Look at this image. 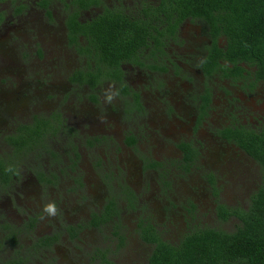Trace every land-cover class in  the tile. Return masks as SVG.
<instances>
[{
	"label": "rangeland",
	"instance_id": "374dc122",
	"mask_svg": "<svg viewBox=\"0 0 264 264\" xmlns=\"http://www.w3.org/2000/svg\"><path fill=\"white\" fill-rule=\"evenodd\" d=\"M19 4L25 5L26 9L17 15L14 9ZM32 4L33 0H7L0 4V153L10 150L5 145V138L16 125H33V118H55L61 110L62 96L75 88L69 86L68 75L77 67L78 61L74 51L64 42L60 26L63 14L57 11L55 18L48 20L41 11L34 10L36 7ZM211 82L214 84L215 80ZM218 85L223 91L211 95L206 117L198 123L194 117L202 118L203 115L197 110L195 87L186 76L167 78L159 94L145 89L148 92L144 96L145 110L138 121V125L142 124L138 130L143 132L136 144L127 145L122 135L117 141L112 140L113 150L120 153V160L116 159L112 165L119 175V186L134 195L137 207L125 214L127 221L124 219L98 230L90 228L84 218L77 217L78 231H91L90 237L85 236L87 242L94 243L93 238L100 241L97 234L100 233L104 243L113 249L117 241L110 239L108 233L111 229H119L132 236L124 247L114 248L112 253L122 252L124 264H146V255L151 253L152 247L148 248L140 237H135L139 221L145 220L163 241L172 245L179 243L187 229L214 227L232 233L240 226L236 218L219 222L215 207L222 203L227 208L246 211L250 198L261 184V170L235 144L219 138L217 130L229 121V115L251 128L261 126L264 82L255 90L229 81L218 82ZM122 101L117 98L114 103L121 108ZM62 107L66 114L73 108L74 118L84 121L91 134L96 129L98 132L105 122L124 125V122L136 121L135 118L128 119L133 115L121 117L118 108L81 98L74 107L65 104ZM184 143L194 145L196 152L191 163L185 161L184 153L179 149ZM54 145L55 148L47 146L35 150L38 166L33 167L40 169L48 161L41 160L44 153L51 150L67 153L82 150V146L71 149L70 143L60 139L55 140ZM153 163L158 166L151 169ZM31 172H35L34 168ZM25 181L17 193L19 197H15L13 190L9 198L0 193V235L5 233L2 228L5 225L13 230L21 225L25 227L30 219H35V225L31 231H22L17 246L1 244L0 264L17 259L18 264H75V253L80 249L78 240H59L48 250L40 243L36 245V240L46 238L50 226L54 234L64 232V226L74 223V215L84 212L78 213L76 204L69 200L66 210L70 213L62 218L64 222H59L58 218L57 223L46 216L41 219L42 208H38L33 200L41 198L43 202L49 194L47 187L31 178ZM95 185V182L88 183L86 190L79 193V196H88L89 204L101 203L105 193ZM114 191L110 190L109 194ZM55 194L61 195V192L55 191ZM4 222L10 224L3 225Z\"/></svg>",
	"mask_w": 264,
	"mask_h": 264
},
{
	"label": "flooded vegetation",
	"instance_id": "af4514ba",
	"mask_svg": "<svg viewBox=\"0 0 264 264\" xmlns=\"http://www.w3.org/2000/svg\"><path fill=\"white\" fill-rule=\"evenodd\" d=\"M6 1L1 0L0 4ZM45 1L47 5L44 8L40 5L42 0H33L32 5L36 7L34 10L41 11L48 20H53L57 11L63 14L60 26L63 31L64 42L68 48L74 51V56L78 61L77 67L71 70L68 75L69 86H75V88L62 96V104L59 105L61 110H58L59 113L55 118L50 117V119L45 120L33 118L45 121V125L42 126L44 132L40 138L30 140L29 134L25 131L20 132L21 127H29L30 124L16 125L13 131L8 133L9 135L5 138V145L10 150L0 153V193L9 198L11 190H13L15 197H19L17 193L21 191L26 182L25 180L28 178L45 184L49 192L47 198L43 202L41 198L33 200V203L38 208H43L48 202L55 201L60 209V214L51 217L53 220L57 222L59 218V222H64L62 218L65 219L70 213L66 210L69 200L76 204L78 213H84L74 215L72 225H75V227H72V225L64 226V232L54 234L53 228L50 226L46 238H38L36 245L40 243V246L48 250L52 249L59 240L62 242H67L69 239L78 240L80 249L75 253V264H124L122 262V252L113 251L112 253L111 250L124 247L127 240L131 239L132 234H123L119 229H111L108 233L110 239L114 238L117 242L115 247L113 245V249L112 247L110 249L108 244L104 243L105 239L100 233H97L100 236V241L93 238L91 241L94 243L87 242L85 236L86 238L90 237L88 233L91 231L79 232L80 227L77 226L79 221H76V219L77 217L84 218L90 228L98 230L110 224H118L124 219L127 221L125 214L132 212L137 207L134 195L119 186V175L112 165L116 159L120 160V153L113 150L112 140L117 141L119 135H122L127 145L133 146L136 144L138 137L143 132L138 130V126L142 125H138V121L145 110L144 96L148 93L145 89L159 94L162 93L163 83H166L167 78L186 76L195 87L197 110L203 115L202 118L194 117V121L198 123L206 117L205 113L208 112L211 106V95L219 90L223 91V87H219L218 82L242 83L247 90H255L260 83L264 82V79H255L252 68L245 63L237 65L239 69L243 70L242 76L230 75L233 68L221 59H218L215 65L210 63L207 60L209 52L214 47L223 49L226 45L224 37L219 35L213 38L210 28L203 20L192 18L179 21L173 32H170L167 18L163 9L160 8V0ZM25 9V5L19 4L14 10L19 15L23 14ZM105 14L110 17L121 16L131 22H137L142 26V29L152 35L146 36L143 45L136 50L134 57H131L130 60L120 61L119 73L116 76L114 71H110L114 70L113 68H108L102 61L98 60L97 51L90 40L91 35L88 34V28L93 26L92 21ZM72 21L77 26V31L71 34L74 39L73 42L70 40V31L67 26V23ZM1 23L2 16L0 14V25ZM87 23L88 26L79 28V26L81 27V25ZM52 42H54V38ZM227 67L230 69H227ZM212 80H215L214 84L211 82ZM110 85H114L119 90L118 98L123 100L121 108L114 101L111 104L104 101V90ZM80 98L94 104L102 102L116 109L118 108L121 117L126 118V116L133 115L134 117L128 119L133 120L135 118L136 121L124 122V125L122 123L115 125L105 122L98 132L97 129L94 130L95 135L91 134L90 127H87L84 121L74 118L75 115L72 114V111H75L73 108H69L70 114H66L62 110L65 109L62 105L74 107L79 103ZM229 116V121L217 130L219 138L226 142L233 143L222 136L226 129L245 128L258 132L264 127V118L261 119L262 124L259 128H251L238 122L232 115ZM21 136L29 143L18 150L10 144L8 139L9 137L15 139ZM57 139L70 143L71 149L82 146V150L69 151L68 153L51 150V152L44 153L45 157L41 160L47 159L48 161L43 163L40 169L33 167L38 166L35 162L36 155H38L35 150L37 148L46 149L47 146L55 148L54 144ZM179 149L184 153L185 161L191 163L196 152L193 143H184L179 146ZM186 155H189V160H186ZM157 166L158 164L153 163L151 169ZM33 168L35 172H31ZM8 169H11V171ZM91 182H95V186L105 192L101 203L91 202L89 204L86 199L87 195L82 194L79 196V193L86 190V185ZM110 190L115 191L109 194ZM55 191L61 192V195L55 194ZM227 201L229 200L227 199ZM219 206H224V204H217L215 207V217L219 222L224 223L231 218L235 219V217H229L222 220L219 216ZM142 221L139 222L143 224L138 222L139 225H136L138 233L135 237H140L142 244L148 248L152 247L149 255H146L145 252L142 256V258L145 255L147 256L146 264H148L154 245L144 240V230L151 228L155 236L161 241L163 240L152 226L148 225L145 220ZM2 224L10 223L4 222ZM34 225L35 219H30L26 222L25 227L21 225L12 230L8 229L6 225L2 226L5 233L0 235V246L2 243L17 246V239L22 231H31ZM204 229L223 231L214 227L187 229L186 234L182 236L179 243L170 245L177 246L185 236ZM12 239H15V242ZM76 245L78 246L77 242ZM18 261L19 259L9 262L19 263Z\"/></svg>",
	"mask_w": 264,
	"mask_h": 264
},
{
	"label": "trees",
	"instance_id": "16d2710c",
	"mask_svg": "<svg viewBox=\"0 0 264 264\" xmlns=\"http://www.w3.org/2000/svg\"><path fill=\"white\" fill-rule=\"evenodd\" d=\"M40 5L44 8L47 3L42 0ZM160 8L167 18L170 32L179 21L192 18L203 20L213 38L224 37L225 47H214L209 52L207 60L210 63L215 65L218 59L225 61L233 68V71H228L234 76H242L243 70L237 65L245 63L252 68L255 79H264V0H160ZM91 24L88 34L97 51L96 56L108 68L114 69L110 71H114L115 76L119 73L120 61L134 57L146 36L151 35L139 23L121 16L105 14ZM67 26L73 42L71 34L77 31V26L73 21ZM43 125L44 120L35 119L33 125L21 127L20 132L29 134L30 140L40 138L44 132ZM222 136L242 149L261 170V184L250 198L246 211L218 207L222 220L235 217L240 226L232 233L199 230L185 236L177 246L161 241L151 228L145 229L144 240L154 245L148 264H264V127L258 132L230 128ZM8 141L18 150L29 143L22 136L9 137ZM186 156L189 160V155Z\"/></svg>",
	"mask_w": 264,
	"mask_h": 264
},
{
	"label": "clouds",
	"instance_id": "9594fccd",
	"mask_svg": "<svg viewBox=\"0 0 264 264\" xmlns=\"http://www.w3.org/2000/svg\"><path fill=\"white\" fill-rule=\"evenodd\" d=\"M119 97V90L115 88L114 85H110L104 90V101L105 103L111 104L115 99ZM11 171V169H8ZM43 215L41 219L46 217H56L60 214V209L58 208L55 201H50L45 204L42 208Z\"/></svg>",
	"mask_w": 264,
	"mask_h": 264
}]
</instances>
